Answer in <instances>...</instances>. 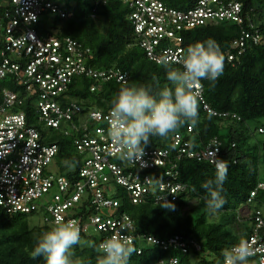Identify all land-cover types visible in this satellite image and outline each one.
I'll return each mask as SVG.
<instances>
[{
    "label": "trees",
    "instance_id": "1",
    "mask_svg": "<svg viewBox=\"0 0 264 264\" xmlns=\"http://www.w3.org/2000/svg\"><path fill=\"white\" fill-rule=\"evenodd\" d=\"M61 7L72 12L68 17L59 13L48 12L40 18L35 27L41 36H71L90 47L93 52L92 64L98 68L118 67L127 71L129 78L125 83L108 80L95 89H91L95 80L84 75L75 76L66 90V95L82 107V115L89 110L107 111L118 90L125 85H144L153 92L164 86H171L166 77L162 62L151 60L143 47L136 40L133 26L129 19L130 7L121 0H57ZM167 5L185 9L195 0H162ZM246 17L243 23L231 21L217 23L205 22L183 33V46L187 48L197 42L215 40L224 54L223 74L212 87L207 80L201 81L204 101L216 113L203 108L199 99V122L192 132H187L188 125L182 132L195 150L204 149L213 138L218 140L219 158L228 165L227 179L222 195L226 200L223 208L216 214L206 209L205 190L202 183L213 179L215 166L205 160L181 156L176 159V148L172 147V135L167 139L152 137L145 148H172L175 157L176 181L184 184V189L177 190L175 211L160 207L162 200L157 196L162 193L156 189L141 202L133 203L128 190L114 179H110L106 195L117 200V205L103 209L102 213L112 216L127 214L132 220V234L136 237L132 246L136 252L130 264H161L176 258L175 264H224L222 251L237 243L242 237L247 239L252 228L255 210L264 214V188H257L252 199L248 200L251 190L259 182H264V138H257L255 133L264 135V0H242ZM258 27L261 37L256 43H250L243 52L237 53L231 42L240 36L249 24ZM234 51L235 58L227 60L228 52ZM173 67L179 68L177 64ZM1 86L13 88L2 80ZM23 109L30 121H34L31 106L26 102ZM21 107V108H22ZM16 110L19 106L15 107ZM225 113V115H223ZM234 114V115H233ZM239 117V119L237 118ZM37 126L42 129L41 124ZM51 141H56L59 151L50 164L49 173L53 175L51 193L59 192L57 178L65 176L67 180L78 179L77 169L81 163V154L76 150L73 134L66 135L58 129H46ZM77 161L70 170L65 161ZM148 172H154L149 169ZM71 189V187H70ZM89 201V200H88ZM87 201L83 193L80 199L68 208L75 215L96 212L94 205ZM194 202V203H193ZM88 203V204H87ZM250 208L247 217H241L239 205ZM40 212L43 223L31 224L30 217ZM43 211L29 213H8L0 207V264H45L43 257H32V252L43 233L52 225L44 218ZM90 227L81 234L82 241L74 246L72 259L76 264H98L97 253L93 245H98L106 237L100 230ZM180 235L182 240L191 239L186 250L169 239ZM153 237L159 242H151ZM196 243V244H195ZM165 245V246H164Z\"/></svg>",
    "mask_w": 264,
    "mask_h": 264
},
{
    "label": "built area",
    "instance_id": "2",
    "mask_svg": "<svg viewBox=\"0 0 264 264\" xmlns=\"http://www.w3.org/2000/svg\"><path fill=\"white\" fill-rule=\"evenodd\" d=\"M121 1L130 7L132 31L146 55L157 63L167 60L180 67L186 54L183 46L185 30L205 22L241 24L247 13L242 0H195L185 9L169 6L162 0ZM48 12L59 13L62 17L72 14L57 0H0V82L6 80L14 86L0 85V207L8 213L43 211L52 227L57 221L71 220L75 221L81 234L92 227L93 231L103 232L106 238L119 235L132 243L136 236L131 233V217L124 213L112 216L110 211L102 213L103 209L118 204L116 199L106 195L110 185L107 182L114 179L126 187L133 203L153 195L156 189L162 191L158 200H174L176 191L185 187L176 181L175 157L179 159L184 155L215 166V161L221 159L218 140L213 138L204 149L195 150L182 132H176L171 138V145L176 148L175 157L172 148H145V155L138 163L119 160L109 135L110 109H92L82 115L81 105L70 99L66 90L75 76L84 75L95 80L93 90L112 79L125 83L128 72L118 67L93 66L94 54L90 47L71 36L37 33L36 23ZM257 28L249 24V28L243 29L240 36L232 40L231 47L241 53L251 42H258L261 34ZM227 58L232 61L234 51L228 52ZM202 90L201 86L195 89L203 108L215 114L204 101ZM26 102L31 106L35 122L30 121L22 107ZM17 106L18 110L15 109ZM37 124H41L42 129ZM47 128L58 129L66 135L74 132L73 142L81 154L78 179L70 185L65 176H60L57 178L59 192L50 195L53 175L49 173V167L59 145L49 140ZM259 131L264 129L260 127ZM187 132H192V127L188 126ZM149 169L154 172H148ZM257 188H264V182L251 190L248 200ZM83 193L97 211L79 215L73 211L69 213L68 208ZM148 239L159 242L153 237ZM246 240L255 252L251 257L253 264H264V214L259 210L254 212ZM168 243H175L185 251L187 243L194 241L182 240L180 235H175ZM175 262L176 258H171L161 264Z\"/></svg>",
    "mask_w": 264,
    "mask_h": 264
},
{
    "label": "clouds",
    "instance_id": "3",
    "mask_svg": "<svg viewBox=\"0 0 264 264\" xmlns=\"http://www.w3.org/2000/svg\"><path fill=\"white\" fill-rule=\"evenodd\" d=\"M181 67H173L165 60L171 86L156 92L144 85H125L115 94L109 113V135L116 146L117 158L124 163H138L145 155V146L152 137L167 139L188 125L195 127L199 122V96L195 89L207 80L212 87L223 74L224 54L219 44L208 39L187 48ZM70 170L77 161H65ZM228 165L220 159L215 161V176L202 183L205 190L206 209L216 214L226 203L222 195L227 179ZM162 182V180H161ZM160 207L175 211V204L162 198ZM126 230V229H125ZM81 242V231L75 221L59 222L38 239L32 257H43L45 264H76L72 259L74 246ZM98 264H130L136 249L126 238L113 235L98 245H93ZM255 252L246 239L222 251L224 264H253Z\"/></svg>",
    "mask_w": 264,
    "mask_h": 264
},
{
    "label": "rangeland",
    "instance_id": "4",
    "mask_svg": "<svg viewBox=\"0 0 264 264\" xmlns=\"http://www.w3.org/2000/svg\"><path fill=\"white\" fill-rule=\"evenodd\" d=\"M255 136L257 138H264V135H261V134H258V133H255ZM49 168L50 169H53V164H50V167ZM249 207L247 205L245 206V204L239 205L238 212H239V214H240L241 217H247V215L249 214L248 211H250V208ZM30 222H31V224H37V225L39 223L40 224L43 223V219H42L41 213L38 212L36 214L31 215ZM90 231L92 232V230H90ZM81 241H82V239H81Z\"/></svg>",
    "mask_w": 264,
    "mask_h": 264
},
{
    "label": "bare ground",
    "instance_id": "5",
    "mask_svg": "<svg viewBox=\"0 0 264 264\" xmlns=\"http://www.w3.org/2000/svg\"><path fill=\"white\" fill-rule=\"evenodd\" d=\"M119 220H121V218H119Z\"/></svg>",
    "mask_w": 264,
    "mask_h": 264
}]
</instances>
